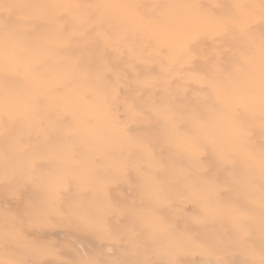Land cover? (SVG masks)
<instances>
[{"label":"rangeland","instance_id":"374dc122","mask_svg":"<svg viewBox=\"0 0 264 264\" xmlns=\"http://www.w3.org/2000/svg\"><path fill=\"white\" fill-rule=\"evenodd\" d=\"M0 264H264V0H0Z\"/></svg>","mask_w":264,"mask_h":264},{"label":"bare ground","instance_id":"6f19581e","mask_svg":"<svg viewBox=\"0 0 264 264\" xmlns=\"http://www.w3.org/2000/svg\"><path fill=\"white\" fill-rule=\"evenodd\" d=\"M23 10H24V9H23ZM14 62H15V61H14ZM14 62H13V63H14ZM18 63H19V62H15V64H14L13 66H15V67L19 66V67L22 68V69L26 66V65H23V66H22V65H19ZM16 64H18V65H16ZM22 64H25V62L22 63ZM27 70H28V68H27Z\"/></svg>","mask_w":264,"mask_h":264}]
</instances>
